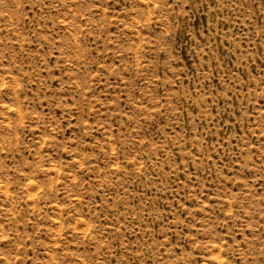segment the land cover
<instances>
[{
  "label": "rangeland",
  "instance_id": "obj_1",
  "mask_svg": "<svg viewBox=\"0 0 264 264\" xmlns=\"http://www.w3.org/2000/svg\"><path fill=\"white\" fill-rule=\"evenodd\" d=\"M0 264H264V0H0Z\"/></svg>",
  "mask_w": 264,
  "mask_h": 264
}]
</instances>
